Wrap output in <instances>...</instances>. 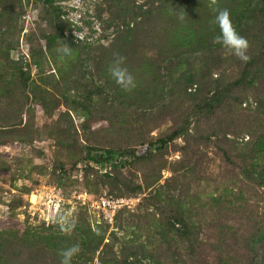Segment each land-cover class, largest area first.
Listing matches in <instances>:
<instances>
[{"label": "rangeland", "instance_id": "374dc122", "mask_svg": "<svg viewBox=\"0 0 264 264\" xmlns=\"http://www.w3.org/2000/svg\"><path fill=\"white\" fill-rule=\"evenodd\" d=\"M254 1L54 0L55 23L38 0H0V207L9 209L0 210V264H55L44 243L71 241L78 223L103 234L114 254L147 236L158 243L157 228L183 203L198 227L199 249L188 264H264V244L256 246L253 263L244 249L264 214V190L246 184L239 167L249 143L264 137L262 63L253 65V85L235 89L213 114L192 119L183 136L145 159L106 170L127 186L102 177L106 171L98 166L78 163L84 146L138 149L179 125L191 101L158 68L166 55L199 56L190 60L191 99L194 90L235 80L243 62L214 42L219 28L213 21L227 9L234 25ZM254 15L239 29L249 59L264 39ZM60 33L62 40L47 51L45 39ZM59 47H71V58L60 56ZM117 55L134 77L131 90L109 73ZM184 59L173 77L187 69ZM21 71L29 79L25 90ZM93 90L100 95L86 101ZM253 163L252 169L264 170L261 156ZM60 216L71 229L61 228ZM98 254L87 264H98ZM78 258L72 259L82 262Z\"/></svg>", "mask_w": 264, "mask_h": 264}, {"label": "trees", "instance_id": "16d2710c", "mask_svg": "<svg viewBox=\"0 0 264 264\" xmlns=\"http://www.w3.org/2000/svg\"><path fill=\"white\" fill-rule=\"evenodd\" d=\"M45 8V15L51 21L57 23L60 21V14L58 8L54 5V0H38ZM259 16L261 18V24L264 27V0H255L247 10V13L242 20L234 24V27L238 32L242 27L246 28L248 20L251 16ZM252 20V21H253ZM63 38L62 33L58 36H49L46 40V49L51 51L56 46L58 40ZM150 39V35L145 36L146 39ZM258 54L251 56L247 63L242 64L238 77L232 82L227 83L225 86H217L209 89L207 92L194 90V98L191 99V89L196 85L193 74L194 62L199 59V56H186L187 58H175L173 55H166L167 58L161 60L159 69H163V76L166 82L170 83V87L178 86L179 91L184 97H189L191 104L185 108L181 114L179 125L171 131L164 138L157 139L154 143H150L147 147L138 149H98L93 147H83V156L78 163H81L83 167L98 166L103 171H110L111 169L124 167L127 162L126 159H145L153 150L162 149L174 142L176 139L183 136L188 131V127L191 124V120L199 118L200 116L210 115L215 110L221 107L224 102L232 95L235 89L253 85L255 79H257L258 69H254L255 63H262L264 66V39L262 45L258 49ZM187 69L184 72L177 74L172 71L173 67L180 65L182 60ZM193 59L194 62H190ZM262 66V67H263ZM264 68V67H263ZM177 71V70H175ZM28 77L24 72L19 73L18 82L23 90L28 87ZM190 90V91H189ZM100 95V90H93L87 92L85 97L86 101L93 99V96ZM170 95V94H168ZM146 111V109H145ZM249 152L244 156L239 157V163L241 173L246 184L252 185L264 190V170L257 171L252 169L249 165H255L253 161L260 156L264 159V137H258L255 142L249 143ZM225 160L230 164L235 162L229 158L228 154H225ZM252 163V164H251ZM105 172L102 177L111 179L114 185H123L121 180L117 176H111L110 173ZM127 186V185H126ZM136 190L140 189V186H135ZM235 198V196H234ZM221 198L213 199L212 201H220ZM171 214L166 215L161 222L156 232L161 237L160 241L155 242L151 236H147L142 242H126L123 248L117 251V254L113 253V247H110L104 242L105 238L103 234L92 233L89 224L85 225L78 223L75 226L76 236L71 241H65V239H54L44 243L45 247L52 250V256L49 259L55 260V264H61V257L59 252L63 249L69 248L74 244H79L81 251L78 253V262L72 259V264H87L92 262L94 255L98 252L97 261L98 264H137L139 260H147L151 264H188L193 262L197 256V233L198 227L193 223L192 217H195L194 212L188 206L187 203L175 204ZM230 208L232 203L229 202ZM193 215V216H192ZM230 227V226H229ZM223 228V227H222ZM222 230V229H221ZM244 249L245 252L251 257L248 261L253 263L255 255L253 252L257 245L264 244V214L259 223H256L252 227L249 235L245 238ZM67 240V239H66ZM177 245H181L180 249H177ZM176 248V250H175ZM45 252V251H44ZM56 258L54 259V257ZM47 259V258H46ZM77 260V259H76Z\"/></svg>", "mask_w": 264, "mask_h": 264}, {"label": "clouds", "instance_id": "9594fccd", "mask_svg": "<svg viewBox=\"0 0 264 264\" xmlns=\"http://www.w3.org/2000/svg\"><path fill=\"white\" fill-rule=\"evenodd\" d=\"M219 28V34L214 38V42L220 44L223 48L235 55L241 62L247 63L249 56L247 49L249 47L248 41L245 37L241 36L234 27L230 13L227 9L218 10L213 21ZM57 53L64 58H71V47H59ZM124 57L115 56L110 68L109 73L111 77L125 90L134 88V77L128 72L127 68L123 67ZM4 213L9 209L6 206L0 207ZM61 228L64 230L71 229L72 225L64 216L59 217ZM81 251L79 244H74L69 248L63 249L59 252L61 257V264H72V258Z\"/></svg>", "mask_w": 264, "mask_h": 264}]
</instances>
